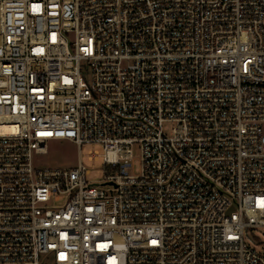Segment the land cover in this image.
Returning a JSON list of instances; mask_svg holds the SVG:
<instances>
[{"label":"built area","instance_id":"2783aa9c","mask_svg":"<svg viewBox=\"0 0 264 264\" xmlns=\"http://www.w3.org/2000/svg\"><path fill=\"white\" fill-rule=\"evenodd\" d=\"M256 228L264 0H0V264H264Z\"/></svg>","mask_w":264,"mask_h":264},{"label":"rangeland","instance_id":"374dc122","mask_svg":"<svg viewBox=\"0 0 264 264\" xmlns=\"http://www.w3.org/2000/svg\"><path fill=\"white\" fill-rule=\"evenodd\" d=\"M96 150L100 153L98 160L89 159V151ZM103 148L101 146L85 145L81 148L68 139H51L47 142L45 153H36L34 163L43 168H74L80 161L87 165L89 178L94 183H102L105 180L106 170L112 172V168L103 165ZM140 148L134 147V171L139 172ZM251 236L257 243V248L264 252V228H256L251 231Z\"/></svg>","mask_w":264,"mask_h":264}]
</instances>
